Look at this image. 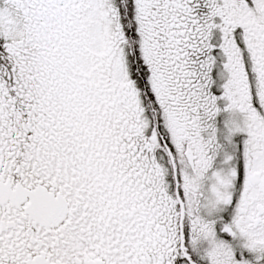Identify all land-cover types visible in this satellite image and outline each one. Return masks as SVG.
<instances>
[{
    "label": "snow or ice",
    "instance_id": "snow-or-ice-1",
    "mask_svg": "<svg viewBox=\"0 0 264 264\" xmlns=\"http://www.w3.org/2000/svg\"><path fill=\"white\" fill-rule=\"evenodd\" d=\"M0 264H264V0H0Z\"/></svg>",
    "mask_w": 264,
    "mask_h": 264
}]
</instances>
